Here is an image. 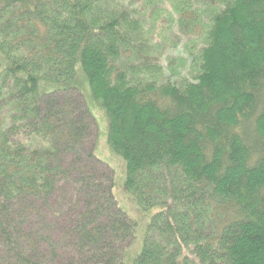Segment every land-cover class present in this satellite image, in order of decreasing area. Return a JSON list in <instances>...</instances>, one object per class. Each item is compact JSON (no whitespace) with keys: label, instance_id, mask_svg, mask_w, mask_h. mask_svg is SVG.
Listing matches in <instances>:
<instances>
[{"label":"trees","instance_id":"trees-1","mask_svg":"<svg viewBox=\"0 0 264 264\" xmlns=\"http://www.w3.org/2000/svg\"><path fill=\"white\" fill-rule=\"evenodd\" d=\"M127 1L0 0V264H124L134 241L82 95L37 91L77 60L125 191L156 209L132 264H264V0H176L201 37L180 81Z\"/></svg>","mask_w":264,"mask_h":264},{"label":"rangeland","instance_id":"rangeland-1","mask_svg":"<svg viewBox=\"0 0 264 264\" xmlns=\"http://www.w3.org/2000/svg\"><path fill=\"white\" fill-rule=\"evenodd\" d=\"M189 1L195 5V0ZM127 2L129 4L132 2L135 14L142 17V27L148 32L151 39L145 50L158 58L165 75L172 81H180L182 78L188 77L189 63L192 59L190 52L196 53L201 37L198 31L179 29L177 13L173 7L176 0H130ZM203 18L204 15H202ZM5 65L6 60L0 53V66L4 67ZM36 87L39 94L73 87L82 95L97 127L93 153L112 170V194L119 207L136 222L134 241L124 252V264H132L133 259L141 252L150 216L155 213L156 209L146 211L139 209L134 198L125 191V162L111 150L107 143L106 114L92 98L79 60L75 63L74 76L71 79L60 83L40 80L36 83Z\"/></svg>","mask_w":264,"mask_h":264}]
</instances>
